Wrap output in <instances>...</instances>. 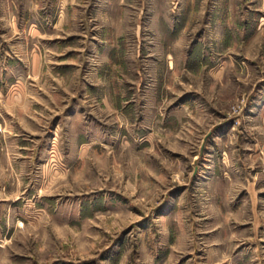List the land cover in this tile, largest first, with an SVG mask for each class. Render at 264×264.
I'll return each instance as SVG.
<instances>
[{"label": "rangeland", "instance_id": "obj_1", "mask_svg": "<svg viewBox=\"0 0 264 264\" xmlns=\"http://www.w3.org/2000/svg\"><path fill=\"white\" fill-rule=\"evenodd\" d=\"M0 264H264V0H0Z\"/></svg>", "mask_w": 264, "mask_h": 264}]
</instances>
